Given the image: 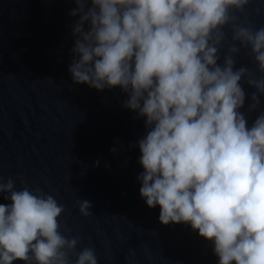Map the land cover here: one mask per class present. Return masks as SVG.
<instances>
[{
    "label": "clouds",
    "instance_id": "1",
    "mask_svg": "<svg viewBox=\"0 0 264 264\" xmlns=\"http://www.w3.org/2000/svg\"><path fill=\"white\" fill-rule=\"evenodd\" d=\"M74 3L67 70L76 84L118 86L123 106L144 118L146 134L136 143L145 205L158 206L160 224L187 223L210 240L217 264H264V111L246 127L238 81L248 70H233L235 44L216 63L227 24L264 74V26L254 30L232 14L249 0ZM247 83L256 89L251 110L257 93L264 95V75ZM14 183L0 182L10 201L0 203V264H98L94 248L74 252L79 237L58 230L63 204L39 187L17 190ZM76 207L90 215L89 200Z\"/></svg>",
    "mask_w": 264,
    "mask_h": 264
},
{
    "label": "water",
    "instance_id": "2",
    "mask_svg": "<svg viewBox=\"0 0 264 264\" xmlns=\"http://www.w3.org/2000/svg\"><path fill=\"white\" fill-rule=\"evenodd\" d=\"M74 7V0H0V182L12 177L17 190L39 187L63 204L58 230L79 237L74 252L94 248L98 264H217L210 240L187 223L160 224L158 206L148 208L139 196L136 142L146 129L144 118L123 106L126 95L118 86L72 82ZM232 14L255 30L264 26V0ZM221 30L216 63L235 44L233 70H248L238 81V111L248 127L264 111V95L257 93L259 104L249 110L256 89L247 79L264 74L250 49L231 39L230 26ZM3 195L0 203H9ZM80 199L91 202L89 216L77 211Z\"/></svg>",
    "mask_w": 264,
    "mask_h": 264
}]
</instances>
